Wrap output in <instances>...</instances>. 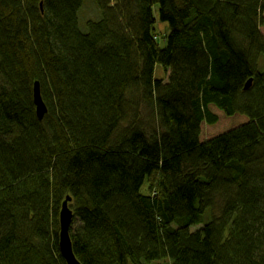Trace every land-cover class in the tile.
<instances>
[{
  "label": "trees",
  "instance_id": "1",
  "mask_svg": "<svg viewBox=\"0 0 264 264\" xmlns=\"http://www.w3.org/2000/svg\"><path fill=\"white\" fill-rule=\"evenodd\" d=\"M263 12L264 0H0V264H66L67 195L81 264H264ZM211 105L246 120L204 138Z\"/></svg>",
  "mask_w": 264,
  "mask_h": 264
},
{
  "label": "rangeland",
  "instance_id": "2",
  "mask_svg": "<svg viewBox=\"0 0 264 264\" xmlns=\"http://www.w3.org/2000/svg\"><path fill=\"white\" fill-rule=\"evenodd\" d=\"M86 8L88 9L87 13L89 12V10H92L94 14H96L95 6L93 5V3H91V1L87 2ZM263 17H264V12H263ZM150 25L153 27V31L151 32V34H153L154 36L156 35L158 36L157 40L154 41L155 44L157 46L164 45L165 43L164 36L166 33H168L169 29L166 22H162L158 19L156 6L153 7V17ZM260 31L261 33L264 34V21H263V25L260 27ZM167 71L168 69L164 65L156 64L154 73L156 77L166 79ZM210 108L217 115L218 120L216 123L209 125L203 122L201 127V132L204 138L215 136L221 132L231 129L235 125L246 120L243 115L236 114V115L228 116L222 110L218 109L215 106L211 105ZM166 262L167 260L151 261L146 264H166Z\"/></svg>",
  "mask_w": 264,
  "mask_h": 264
},
{
  "label": "water",
  "instance_id": "3",
  "mask_svg": "<svg viewBox=\"0 0 264 264\" xmlns=\"http://www.w3.org/2000/svg\"><path fill=\"white\" fill-rule=\"evenodd\" d=\"M249 83L250 82H248L245 87L248 86ZM33 101L36 106V115L39 119H41L47 112V106L41 97L38 81L34 82ZM70 199L71 197L69 195L65 197L59 211L58 247L66 264H81L73 253L72 242L69 234V228L73 219V211L68 205Z\"/></svg>",
  "mask_w": 264,
  "mask_h": 264
}]
</instances>
